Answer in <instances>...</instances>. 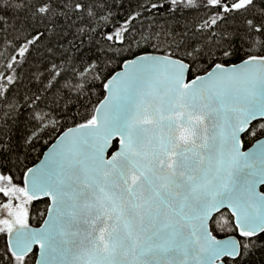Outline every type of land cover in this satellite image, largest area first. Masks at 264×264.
<instances>
[{
	"label": "snow or ice",
	"instance_id": "6c2138e0",
	"mask_svg": "<svg viewBox=\"0 0 264 264\" xmlns=\"http://www.w3.org/2000/svg\"><path fill=\"white\" fill-rule=\"evenodd\" d=\"M0 264H264V0H0Z\"/></svg>",
	"mask_w": 264,
	"mask_h": 264
},
{
	"label": "flooded vegetation",
	"instance_id": "af4514ba",
	"mask_svg": "<svg viewBox=\"0 0 264 264\" xmlns=\"http://www.w3.org/2000/svg\"><path fill=\"white\" fill-rule=\"evenodd\" d=\"M31 224H32V225H38V224L35 223V221H32Z\"/></svg>",
	"mask_w": 264,
	"mask_h": 264
},
{
	"label": "water",
	"instance_id": "95a60500",
	"mask_svg": "<svg viewBox=\"0 0 264 264\" xmlns=\"http://www.w3.org/2000/svg\"><path fill=\"white\" fill-rule=\"evenodd\" d=\"M249 147H251V145H249ZM41 223H42V221H41ZM33 227H38L39 225H32Z\"/></svg>",
	"mask_w": 264,
	"mask_h": 264
},
{
	"label": "trees",
	"instance_id": "16d2710c",
	"mask_svg": "<svg viewBox=\"0 0 264 264\" xmlns=\"http://www.w3.org/2000/svg\"><path fill=\"white\" fill-rule=\"evenodd\" d=\"M39 207L43 208V204L39 205Z\"/></svg>",
	"mask_w": 264,
	"mask_h": 264
}]
</instances>
